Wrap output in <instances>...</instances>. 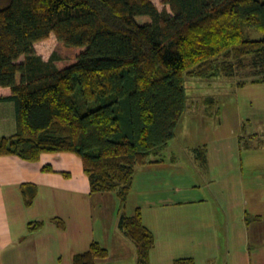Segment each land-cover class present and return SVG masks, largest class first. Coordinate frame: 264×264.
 Wrapping results in <instances>:
<instances>
[{"label": "trees", "instance_id": "trees-1", "mask_svg": "<svg viewBox=\"0 0 264 264\" xmlns=\"http://www.w3.org/2000/svg\"><path fill=\"white\" fill-rule=\"evenodd\" d=\"M166 3L172 13L153 0H0V103H14L17 118L16 134L0 137V156L34 163L46 153H73L91 193H115L124 209L138 167L158 163L152 158L176 137L188 109V79L247 73L239 86L264 84V0ZM253 31L262 38H252ZM52 35L75 50L74 58L45 61L37 54L35 45ZM197 154L205 163L206 148ZM21 194L31 207L38 188L24 184ZM44 226L32 221L28 230ZM119 228L135 245L137 263L150 264L156 240L141 208L120 216ZM108 257L95 241L73 264Z\"/></svg>", "mask_w": 264, "mask_h": 264}, {"label": "crops", "instance_id": "crops-1", "mask_svg": "<svg viewBox=\"0 0 264 264\" xmlns=\"http://www.w3.org/2000/svg\"><path fill=\"white\" fill-rule=\"evenodd\" d=\"M16 132L14 103H0V137ZM204 147L207 160L202 164L211 176L210 197L149 199L128 214L141 208L143 222L155 236L150 264L187 258L196 264H264V213L256 215L255 233L247 220L249 202L243 174L236 173L235 149ZM163 152L153 159L158 163L141 167L145 175H158L166 166ZM136 176L129 197L135 192ZM24 184L38 188L31 207L24 204ZM98 195L91 193L82 160L73 153H46L34 163L15 155L0 156V264H73L74 256L95 241L109 251L100 264L125 262L133 244L120 230V217H113L106 197ZM54 218L62 219L66 227L61 229ZM42 220L45 226L30 233L29 222Z\"/></svg>", "mask_w": 264, "mask_h": 264}, {"label": "rangeland", "instance_id": "rangeland-1", "mask_svg": "<svg viewBox=\"0 0 264 264\" xmlns=\"http://www.w3.org/2000/svg\"><path fill=\"white\" fill-rule=\"evenodd\" d=\"M153 2L159 11L167 10L172 13L166 0ZM247 33L248 31L245 35ZM253 33L252 38H262V34L256 31ZM35 50L45 61H49L54 54L66 59L75 56V50L65 46L55 35L37 43ZM19 62H24V57ZM248 79L247 73L239 74L233 79H188V109L176 130V137L163 152L166 166L159 168L158 175L154 173L151 176L145 175L142 168L138 167L135 192L128 198L124 209H121L120 200L115 193L98 195L106 197L107 206L114 213L113 217L128 215L138 204H148L149 199L188 200L210 197L211 176L208 168L204 169L198 159L197 149L204 146H233L236 173L243 174L245 195L249 202L247 209L251 215L252 231L256 233L257 220L254 217L264 213V84L248 83L239 86L241 81ZM205 98H214L215 101L211 105L206 104L203 103ZM96 106L93 103L90 108ZM155 158L156 156L152 159ZM161 171L163 172L160 173ZM152 194L155 196L151 197ZM136 261L137 253L133 244L130 257L121 264H136ZM100 263L101 261L98 262Z\"/></svg>", "mask_w": 264, "mask_h": 264}]
</instances>
